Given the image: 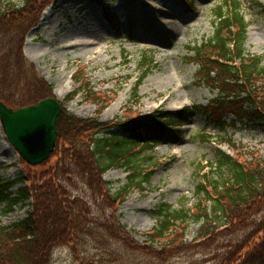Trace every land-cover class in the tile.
I'll return each mask as SVG.
<instances>
[{
    "label": "trees",
    "instance_id": "trees-1",
    "mask_svg": "<svg viewBox=\"0 0 264 264\" xmlns=\"http://www.w3.org/2000/svg\"><path fill=\"white\" fill-rule=\"evenodd\" d=\"M50 2L21 0L19 6L0 0V100L13 109L53 96V85L21 52L25 35ZM213 15L212 36L201 45L205 50L196 49L194 62L196 76L216 90V98L196 108L209 114L239 104L240 120L263 122V57L245 49L248 22L241 1L222 0ZM149 62L150 55L141 53L136 88ZM77 82L69 99L80 90L91 93ZM164 118L153 113L104 123L60 109L55 147L39 173L0 176L4 211L27 206L24 217L0 225V264H51L57 247L68 250L73 264H94L96 255L107 264H167L184 250L214 244L221 249L215 264H264V164L242 162L221 149L215 151V165L198 177L189 207L160 203L152 210L157 219L143 233L144 241H136L119 222L116 205L133 189H143L150 177L141 165L152 158L145 151L175 123ZM214 122L223 124L220 118ZM113 128L121 134H107ZM112 168L128 171L126 182L114 190L101 177ZM189 221L198 223L192 243L184 239Z\"/></svg>",
    "mask_w": 264,
    "mask_h": 264
},
{
    "label": "rangeland",
    "instance_id": "rangeland-1",
    "mask_svg": "<svg viewBox=\"0 0 264 264\" xmlns=\"http://www.w3.org/2000/svg\"><path fill=\"white\" fill-rule=\"evenodd\" d=\"M12 1L21 5V0ZM221 1L51 0L25 35L21 52L53 85L52 94L61 109L80 118L97 116L104 123L154 113L162 119L172 117L178 126L179 132L163 131L161 139L145 151L152 158L141 163L150 172L143 189H133L116 205L119 222L138 242L144 241L143 233L154 226L157 218L152 210L160 203L177 208L194 202L198 177L209 171L210 163L215 165L216 149L242 162L264 164V121L240 120L243 112L239 104L209 114L196 108L209 106L216 98V90L196 76L194 52L212 36L213 11ZM240 1L248 22L245 49L263 57L264 63V10L258 6H264V0ZM78 42L87 44L60 49ZM143 52L150 55V67L136 88ZM77 80L91 93L80 90L69 99L78 87ZM217 118L222 125L214 122ZM117 131L113 128L107 134ZM38 166L20 158L0 124V176L11 179L22 170L31 176L39 173ZM127 175L124 168H112L101 177L114 190L126 182ZM4 209L0 203V225L24 217L27 206L18 205L9 212ZM197 228L198 223L189 221L185 242L194 241ZM220 251L217 244L192 247L166 263L215 264ZM96 256L94 264H107ZM51 264L73 263L68 250L57 247Z\"/></svg>",
    "mask_w": 264,
    "mask_h": 264
},
{
    "label": "water",
    "instance_id": "water-1",
    "mask_svg": "<svg viewBox=\"0 0 264 264\" xmlns=\"http://www.w3.org/2000/svg\"><path fill=\"white\" fill-rule=\"evenodd\" d=\"M60 107L55 97L17 109L0 101V123L6 139L26 163L38 165L54 150Z\"/></svg>",
    "mask_w": 264,
    "mask_h": 264
},
{
    "label": "bare ground",
    "instance_id": "bare-ground-1",
    "mask_svg": "<svg viewBox=\"0 0 264 264\" xmlns=\"http://www.w3.org/2000/svg\"><path fill=\"white\" fill-rule=\"evenodd\" d=\"M78 44H81V45L84 46V45L87 44V43H86V42H82V43H81V42H78V43H76V44H75V43H71V44H68V46H66V45L61 46L60 49L67 48V47H73V46H75V45L77 46Z\"/></svg>",
    "mask_w": 264,
    "mask_h": 264
}]
</instances>
